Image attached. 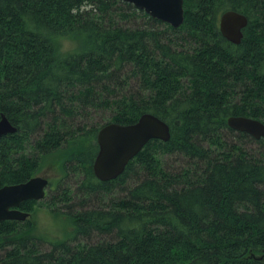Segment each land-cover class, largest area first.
Segmentation results:
<instances>
[{
  "label": "trees",
  "instance_id": "obj_1",
  "mask_svg": "<svg viewBox=\"0 0 264 264\" xmlns=\"http://www.w3.org/2000/svg\"><path fill=\"white\" fill-rule=\"evenodd\" d=\"M184 7L175 28L124 0H0V119L18 127L0 137V187L39 174L56 153L64 174H83L81 192L96 196L68 212L73 231L48 249L35 220L2 221L0 264H264V138L227 122L264 121V0ZM228 9L249 18L240 44L220 31ZM65 40L75 47L64 50ZM90 108L110 111L108 123L154 113L172 137L150 140L119 177L101 181V126L76 123ZM228 131L254 138L259 155ZM165 154L189 166L171 171ZM70 198L63 188L49 207ZM35 202L22 208L33 213ZM95 234L109 240L78 241Z\"/></svg>",
  "mask_w": 264,
  "mask_h": 264
},
{
  "label": "water",
  "instance_id": "obj_2",
  "mask_svg": "<svg viewBox=\"0 0 264 264\" xmlns=\"http://www.w3.org/2000/svg\"><path fill=\"white\" fill-rule=\"evenodd\" d=\"M145 10L173 27H180L185 20L184 0H124ZM246 14L228 9L219 18V27L223 36L240 44L244 37V28L248 25ZM228 125L234 130L246 132L256 139L264 138V121L246 115H230ZM14 125L5 113L0 119V137L16 132ZM172 137L170 124L158 115L145 112L136 122H109L103 125L97 134L99 150L93 163L95 175L101 181L119 177L128 163L152 139L169 141ZM49 179L36 175L27 181L6 184L0 187V222L4 220H26L30 212L22 211L20 205L26 200H40L46 196Z\"/></svg>",
  "mask_w": 264,
  "mask_h": 264
},
{
  "label": "rangeland",
  "instance_id": "obj_3",
  "mask_svg": "<svg viewBox=\"0 0 264 264\" xmlns=\"http://www.w3.org/2000/svg\"><path fill=\"white\" fill-rule=\"evenodd\" d=\"M138 23H142L143 21L139 18L137 20ZM75 47V42L65 40L63 42V49H73ZM136 87V84L129 86V88ZM82 115L76 117L77 124H85V125H99L103 126L108 123L110 119V111H99L94 108H90L81 113ZM75 123V125H77ZM88 127V126H87ZM100 127V128H101ZM228 135L225 136L226 140L237 141L242 140V145L246 147L251 153L255 155H259L261 152L260 144L254 138L251 139L247 137H235V132H227ZM164 166L171 171H178L182 168L189 166V160L187 158H183L178 154H165L162 156ZM59 154H51L47 156L44 160V164L41 168L40 174L48 175L51 179V184L48 187L47 196L35 202L34 209L31 219L35 220L36 223V231L37 236L41 237L42 241L40 242L43 248L48 249L51 246V241L55 239H67L69 234L73 231L74 225L71 220L68 212L73 213L74 211L83 209L86 206V203H96L95 195H84L79 185L81 184L83 174L73 172L69 174H64L61 169V166L58 163ZM65 186H68L71 193L70 201H61L58 204V208L54 210V206L49 207L50 201L52 200V196L58 195ZM117 189L114 192V196H122L123 192ZM101 238L109 240V236L95 234L90 239L81 238L78 241L83 243L85 242H96ZM78 241L74 243H78ZM6 248H10L11 244H8ZM5 252L4 249H0V255H3Z\"/></svg>",
  "mask_w": 264,
  "mask_h": 264
},
{
  "label": "flooded vegetation",
  "instance_id": "obj_4",
  "mask_svg": "<svg viewBox=\"0 0 264 264\" xmlns=\"http://www.w3.org/2000/svg\"><path fill=\"white\" fill-rule=\"evenodd\" d=\"M98 134V133H97ZM96 142H97V144H98V141H97V136H96ZM98 150H99V145H98ZM98 152V151H97ZM97 155V154H96ZM96 157V156H95ZM95 160V159H94ZM94 163V162H93ZM93 172H94V170H93ZM74 174H77V173H79L78 171H74L73 172ZM69 174V173H68ZM95 174V173H94ZM37 175H42V174H37ZM36 176V175H35ZM42 176H47L48 177V179H49V183H48V186H47V194H48V187L50 186V184H51V179H50V177L48 176V175H42ZM34 177V176H33ZM83 178H84V175H83ZM83 178H82V180H83ZM82 182V181H81ZM79 187H80V185H79ZM65 188H69L68 186H65ZM30 200H32V199H30ZM26 201H28V200H26ZM26 201H23V202H26ZM36 202H38L39 200H35ZM23 202L21 203V205H20V207H18V208H20L22 211H26V210H24L23 208H22V205H23ZM27 212H30V213H32V211H27ZM32 215H33V213H32ZM5 221V220H4ZM17 221H21L22 222V220H17ZM1 223V222H0Z\"/></svg>",
  "mask_w": 264,
  "mask_h": 264
}]
</instances>
